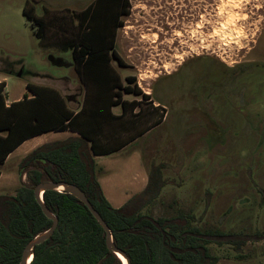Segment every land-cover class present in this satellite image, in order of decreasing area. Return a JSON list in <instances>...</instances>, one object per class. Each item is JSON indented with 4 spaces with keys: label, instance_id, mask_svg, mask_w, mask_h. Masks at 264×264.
I'll list each match as a JSON object with an SVG mask.
<instances>
[{
    "label": "rangeland",
    "instance_id": "rangeland-1",
    "mask_svg": "<svg viewBox=\"0 0 264 264\" xmlns=\"http://www.w3.org/2000/svg\"><path fill=\"white\" fill-rule=\"evenodd\" d=\"M93 1L0 0V79L9 99L29 82L70 93L80 88L72 50L44 45L24 7L74 14ZM129 6L116 42L130 67L119 68L154 90L169 112L125 155L144 152L149 171L153 163L166 164L168 184L143 211L170 216L184 210L203 229L233 234L210 244L217 264H264V0H129ZM237 65L245 72L232 80L227 74ZM238 99L247 110L229 105ZM19 156L2 166L5 174L18 176ZM4 183L0 192H9Z\"/></svg>",
    "mask_w": 264,
    "mask_h": 264
},
{
    "label": "trees",
    "instance_id": "trees-1",
    "mask_svg": "<svg viewBox=\"0 0 264 264\" xmlns=\"http://www.w3.org/2000/svg\"><path fill=\"white\" fill-rule=\"evenodd\" d=\"M23 12L44 45L72 50V65L86 88V98L75 113L56 87L29 82L27 88L33 96L25 93L22 99L7 104L6 82H0V163L31 136L50 130H76L78 116L90 104L93 89L98 91V102L92 103L96 107L122 104L126 111L128 103H139L123 99L124 92L150 98L136 76H127L124 84L112 64L116 59L120 65H127L115 44L121 19L130 14L129 0H94L74 14L57 13L47 6L38 14L35 5L28 3ZM51 32H62L61 38L49 39ZM81 134L45 143L20 161V187L15 194H0V264H20L27 244L52 227L53 219L44 213L34 192L45 180L78 185L108 223L115 244L128 254L132 264L219 262L210 244L223 242L220 237L226 234L220 229H203L196 224L195 214L184 210L170 216L143 211L168 184L163 175L165 163H153L146 188L123 206L114 207L98 180L95 142L90 143L93 139L84 131ZM24 174L27 182L22 179ZM43 198L59 223L48 239L35 246L30 264H124L109 249L103 225L81 199L56 189L46 190ZM249 237L237 239V247L241 248Z\"/></svg>",
    "mask_w": 264,
    "mask_h": 264
},
{
    "label": "crops",
    "instance_id": "crops-1",
    "mask_svg": "<svg viewBox=\"0 0 264 264\" xmlns=\"http://www.w3.org/2000/svg\"><path fill=\"white\" fill-rule=\"evenodd\" d=\"M115 46L117 49V42ZM112 64L120 74L122 82L126 84V77L133 74H125L119 67L129 68L130 65H120L116 59L112 60ZM75 71L80 83V88L77 91L70 93L65 87V89L54 87H56L67 99L69 105L74 108L75 113H78L84 105L86 88L82 84L76 69ZM3 81L6 82V80L0 79V82ZM143 91L149 94L150 98L132 92L123 93V99L129 102H139L138 104L128 103L125 111L122 104L112 106L104 104L102 107H96L92 103L98 102L95 98L98 95V91L95 89L91 90V96L89 98L90 104H87L84 110L80 112L75 127L76 130H50L31 136L12 150L3 163H0V183L4 180V184L9 187H3L6 188L7 191L9 190V192L6 193L15 194L16 190L20 187L19 163L26 155L45 143L65 140L71 136H81V131H84V133L93 139L90 140V143H92V141L95 142L96 151L94 157L97 164V176L105 196L114 207H121L126 204L131 198L142 192L149 182V168L146 163L144 152H142V155H135L128 160L125 159L126 152L130 153L133 151V148H136V145L141 139L147 138V136L162 125L169 116L167 107L155 100L154 90L151 91V89L148 88L143 89ZM5 92L7 95V104L22 99L25 93H29L30 96H33L26 87V91L20 96L12 100L9 99L7 82ZM112 114L115 117H113ZM160 120L161 122L155 124ZM145 129L147 130L145 131ZM1 134H5V132H1ZM14 155H20L16 164L17 177L15 172H12V174H5L2 170V166ZM22 179L24 182H27V175L24 174ZM3 193L4 192H0V194Z\"/></svg>",
    "mask_w": 264,
    "mask_h": 264
},
{
    "label": "water",
    "instance_id": "water-1",
    "mask_svg": "<svg viewBox=\"0 0 264 264\" xmlns=\"http://www.w3.org/2000/svg\"><path fill=\"white\" fill-rule=\"evenodd\" d=\"M21 76V73L18 74ZM58 188H61L59 190ZM49 189H56L59 191H68L72 194H74L76 197L81 199L91 210V212L94 214V216L101 222L103 225L105 231H106V241L109 249L113 251L122 261L123 259L121 258L120 255L124 257V264H132L130 257L128 254L118 247L113 239V235L111 233V229L108 225V223L105 221L101 213L93 206V204L90 202L89 198L87 197L86 193L76 184L66 182V181H59L55 182L52 180H45L40 182L35 188V196L39 203L41 204L44 213L51 219H53L54 223L50 229L47 231L39 233L35 238H33L26 246L23 256L21 259L20 264H30V262L33 260L34 257V248L36 245L41 244L44 242L46 239H48L51 234L55 231V229L58 226L59 220L57 216L48 208V206L44 202L43 194L46 190Z\"/></svg>",
    "mask_w": 264,
    "mask_h": 264
},
{
    "label": "flooded vegetation",
    "instance_id": "flooded-vegetation-1",
    "mask_svg": "<svg viewBox=\"0 0 264 264\" xmlns=\"http://www.w3.org/2000/svg\"><path fill=\"white\" fill-rule=\"evenodd\" d=\"M216 63H217V65L220 67V69H221V71H222V76H223V63L222 62H220V61H215ZM229 71H230V68H229ZM244 72H245V68L244 67H242V65H237L236 67H233V69H232V71H230V72H228V74L227 75H230L232 78V80L234 79L235 80V78H238V76L241 74H244ZM218 84H219V86H222V91H223V77H221V79H220V81H218L217 82ZM239 96H243L244 94L242 93H239L238 94ZM240 99H238V101H239ZM243 101V100H242ZM242 101L240 100L239 101V103H236V104H229V105H231L232 107H236L237 109L239 108L240 110H247V109H245L246 108V106L248 105H246L245 103H242ZM249 106V105H248ZM201 109H205V110H207V107H201ZM209 110V109H208ZM262 191H263V189H262Z\"/></svg>",
    "mask_w": 264,
    "mask_h": 264
},
{
    "label": "bare ground",
    "instance_id": "bare-ground-1",
    "mask_svg": "<svg viewBox=\"0 0 264 264\" xmlns=\"http://www.w3.org/2000/svg\"><path fill=\"white\" fill-rule=\"evenodd\" d=\"M59 190H61V188H58ZM121 256V258L123 259V261L125 262V260H124V257L122 256V255H120Z\"/></svg>",
    "mask_w": 264,
    "mask_h": 264
}]
</instances>
